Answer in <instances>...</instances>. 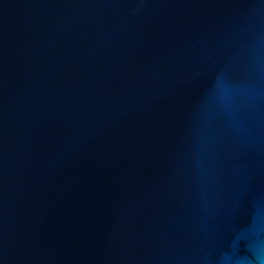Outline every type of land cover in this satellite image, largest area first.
I'll list each match as a JSON object with an SVG mask.
<instances>
[{"label": "water", "instance_id": "95a60500", "mask_svg": "<svg viewBox=\"0 0 264 264\" xmlns=\"http://www.w3.org/2000/svg\"><path fill=\"white\" fill-rule=\"evenodd\" d=\"M0 264H264V0H0Z\"/></svg>", "mask_w": 264, "mask_h": 264}]
</instances>
